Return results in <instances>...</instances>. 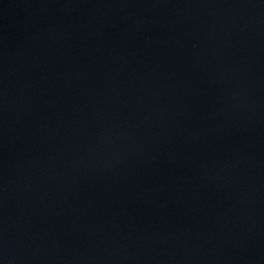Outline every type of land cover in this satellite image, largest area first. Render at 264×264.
<instances>
[{
	"label": "water",
	"instance_id": "water-1",
	"mask_svg": "<svg viewBox=\"0 0 264 264\" xmlns=\"http://www.w3.org/2000/svg\"><path fill=\"white\" fill-rule=\"evenodd\" d=\"M0 264H264V0H0Z\"/></svg>",
	"mask_w": 264,
	"mask_h": 264
}]
</instances>
